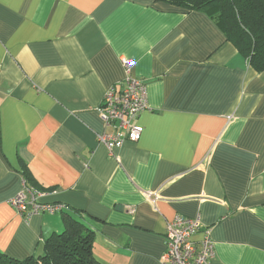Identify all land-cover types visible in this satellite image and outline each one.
Wrapping results in <instances>:
<instances>
[{
  "label": "crops",
  "instance_id": "0c3cea01",
  "mask_svg": "<svg viewBox=\"0 0 264 264\" xmlns=\"http://www.w3.org/2000/svg\"><path fill=\"white\" fill-rule=\"evenodd\" d=\"M125 62L149 110L140 140L110 152L98 110ZM25 167L44 202L79 212L101 264H160L177 216L200 219L194 244L211 229V264H264V70L205 12L0 0V250L20 260L64 231L11 206Z\"/></svg>",
  "mask_w": 264,
  "mask_h": 264
},
{
  "label": "built area",
  "instance_id": "2783aa9c",
  "mask_svg": "<svg viewBox=\"0 0 264 264\" xmlns=\"http://www.w3.org/2000/svg\"><path fill=\"white\" fill-rule=\"evenodd\" d=\"M127 77L119 86H112L106 92L99 115L106 132L99 141L112 152L121 148L126 142L136 143L140 140L143 127L136 123L143 112L149 110L146 85L130 74L131 63L125 62ZM46 193L29 188L23 183L22 191L9 202L15 211L26 220L36 215L62 214L69 208L61 203H47L43 199ZM158 199V198H156ZM134 213V210H130ZM202 228L200 219H185L177 216L168 224L166 249L160 258V264H211L215 258V243L211 229L204 231L199 244L191 241Z\"/></svg>",
  "mask_w": 264,
  "mask_h": 264
},
{
  "label": "trees",
  "instance_id": "16d2710c",
  "mask_svg": "<svg viewBox=\"0 0 264 264\" xmlns=\"http://www.w3.org/2000/svg\"><path fill=\"white\" fill-rule=\"evenodd\" d=\"M152 1L207 13L250 66L257 72L264 70V0ZM24 171L27 186L44 191L34 186L31 173L26 167ZM74 213L78 215L74 216L69 210L60 214L63 216L64 231L52 235L44 242L41 255L20 260L0 250V264H101L94 256V232L82 222L78 211Z\"/></svg>",
  "mask_w": 264,
  "mask_h": 264
}]
</instances>
